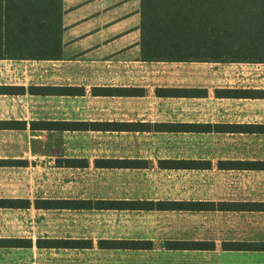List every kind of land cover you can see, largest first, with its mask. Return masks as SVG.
<instances>
[{"label":"crops","instance_id":"obj_1","mask_svg":"<svg viewBox=\"0 0 264 264\" xmlns=\"http://www.w3.org/2000/svg\"><path fill=\"white\" fill-rule=\"evenodd\" d=\"M138 9L132 25L119 24V19L113 17L87 26L75 36H67V28H63L58 59L0 56V88L76 87L85 92L83 96L0 92V123H26L24 130L0 129V160L28 163L0 166V199L31 203L157 202L136 200L132 193L138 186L148 193L158 190L147 176L160 175L169 179L168 188L177 182L181 192L166 201L225 204L227 209L160 212L178 214L186 227L180 228L184 233H178L176 240L166 242L214 243L215 247L170 250L163 244L159 251L177 254L179 264H264V250L223 248L224 243L264 244V63L144 61L140 57ZM94 88H138L144 94L100 96L92 94ZM158 89L194 93L166 97L158 96ZM32 122L118 123L132 127L104 132L45 131L30 129ZM136 125L142 126L133 127ZM189 126L193 128L187 129ZM74 135H95L97 140L88 146V153L72 155L83 146L72 141ZM68 159L86 160L88 166L69 168L57 164ZM97 160L136 161L143 166L98 168ZM162 161H196L208 166L167 169L159 166ZM90 172L96 174V186L101 187L97 194L89 186L83 188L85 185L72 189L76 182L69 178L72 173L87 176ZM89 181L86 178L84 183ZM93 211L145 213L43 210L33 205L29 209H0V264H135L137 253L155 248L154 240L145 238L142 239L153 242L151 249L99 247L102 240L135 241L136 237H104L99 233L97 237L90 236L89 221L83 216ZM120 217H114L113 227ZM51 240H94V245H38ZM12 241L28 242L30 246L14 245Z\"/></svg>","mask_w":264,"mask_h":264},{"label":"trees","instance_id":"obj_2","mask_svg":"<svg viewBox=\"0 0 264 264\" xmlns=\"http://www.w3.org/2000/svg\"><path fill=\"white\" fill-rule=\"evenodd\" d=\"M140 57L144 61H229L264 63V0H139ZM62 0H0V56L25 59H58L62 51ZM33 95L83 96V88L3 87L0 92ZM158 96L177 97L191 90L158 89ZM93 95L140 97L138 88H94ZM142 125L133 127L139 128ZM130 125L118 123L32 122L30 129L45 131H123ZM193 128L191 126L187 129ZM0 129L24 130V122H3ZM25 161L0 160V166H16ZM58 165L86 168V160L68 159ZM98 168H139L136 161L97 160ZM167 169H199L207 163L162 161ZM70 209L163 211H225L226 205L176 201H86L0 199V209ZM30 246V243L12 241ZM40 247L91 248L92 241L51 240L38 242ZM105 249L145 250L153 247L145 240H102ZM170 250L214 248V243L167 241ZM224 249L260 251L264 244H223Z\"/></svg>","mask_w":264,"mask_h":264},{"label":"rangeland","instance_id":"obj_3","mask_svg":"<svg viewBox=\"0 0 264 264\" xmlns=\"http://www.w3.org/2000/svg\"><path fill=\"white\" fill-rule=\"evenodd\" d=\"M138 8L139 0H62V9L64 14L62 24L64 31L65 28H67V36H75L87 26L90 28L95 25L105 23L113 17H115L116 20L119 19L117 21L119 24L132 25L134 24L137 16L134 12L137 11ZM73 137V142L79 143L83 146L76 149V151H73L72 155H84L85 153H88V146H93L97 140L95 135H91V137L90 135H74ZM90 154H96V151H90ZM97 154L99 153L97 152ZM72 174L69 178L73 179L72 182L76 180L72 189L75 187L81 188V186L85 185L83 188H87L89 186V188H93L94 194H97L98 188H101L96 186V174L93 172H90L87 176L86 174ZM57 177L60 178L59 175H57ZM147 177L148 179H152L153 185L157 186L159 189H155L154 192L150 191V193H148L142 186H140V188L138 186L136 189L137 191L132 193L136 200L140 198L166 201L170 197H176L177 194L181 193L179 191V187H177V182L171 183V188H168L167 185H170L169 179L163 178L160 175ZM86 178H89L90 184L84 183ZM87 213H84L87 216H83V218H87L89 221L88 224L91 231L89 234L90 236L97 237L99 233L104 237H136V240H143L142 238L154 240L155 248L158 250L153 248L152 250H148V252L137 253L134 258L135 264H179L178 260H180V257L177 254L166 255L164 252L159 251V248H161L166 240H176L178 238V233H184L183 231H180V228L182 229L185 226L183 225L184 220L179 217L178 214L168 212H124L120 215H115L110 212L97 213L94 211ZM118 216L121 217L113 227L114 217ZM108 225L109 228L107 227ZM98 228L100 231H97ZM114 228L119 230L115 231ZM92 244L94 245V240H92Z\"/></svg>","mask_w":264,"mask_h":264}]
</instances>
